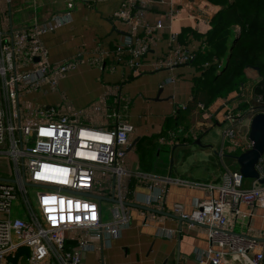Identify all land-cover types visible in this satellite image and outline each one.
<instances>
[{
	"label": "crops",
	"instance_id": "0c3cea01",
	"mask_svg": "<svg viewBox=\"0 0 264 264\" xmlns=\"http://www.w3.org/2000/svg\"><path fill=\"white\" fill-rule=\"evenodd\" d=\"M68 1L73 7L67 8ZM216 8L208 0H0L2 34L29 20L45 21L52 12H68L69 22L42 33L40 39L47 47L50 62L70 57L77 50H82L85 57L82 64L61 76L55 87L44 83L37 90L20 91L23 116L38 108L54 107L90 125L131 123L124 162L130 169L157 175L130 177L126 198L134 204L130 205L128 224L120 235L96 241L95 247L82 251L80 264H198L194 249L208 247L205 225L181 220L183 216L173 212V203H182L184 212L190 213L201 200L217 193L221 174L231 168L224 162L229 155L220 153L224 149L222 136L220 143L210 128L224 122L223 100H229L236 111H241L243 103L251 105V96L255 99L260 94H251L260 75L254 67H246L245 78L236 90L205 104L203 92L193 96V77L201 70L191 61L158 67L154 62L168 54L169 31L180 32L188 27L183 44L197 48L200 41L192 31L204 33L209 29ZM122 9L128 13L127 19L117 15ZM158 19L162 21L160 27L155 26ZM132 26L134 34L148 43L146 53L115 54V42ZM129 60L138 64L131 65ZM180 110L184 112L183 122L177 117ZM250 118L246 114L235 123L241 140L248 139ZM224 125H219L218 134ZM139 144L152 147L148 168L142 167ZM213 156L218 163L210 160ZM236 168L239 164L234 165ZM167 175L177 180H164ZM256 182L255 178L245 181L246 185ZM161 188L163 203H147V196ZM239 207L246 214L239 217V230H232L264 238V208L245 202ZM161 227L172 229L171 234H157ZM254 250L264 251V242L258 240Z\"/></svg>",
	"mask_w": 264,
	"mask_h": 264
},
{
	"label": "built area",
	"instance_id": "2783aa9c",
	"mask_svg": "<svg viewBox=\"0 0 264 264\" xmlns=\"http://www.w3.org/2000/svg\"><path fill=\"white\" fill-rule=\"evenodd\" d=\"M66 6L73 7V2L68 1ZM117 15L129 17L124 9ZM70 20L68 12H52L45 21L0 32V214L5 215H0V264H20V256L13 258L22 247L34 264H80L82 251L95 247L96 241L105 242L120 235L128 224L130 205L123 200L130 192V177L157 176L130 169L124 162L133 130L131 123L90 125L54 107L38 108L23 116L20 91L37 90L44 83L55 87L61 76L85 61L83 51L77 50L70 57L50 62L47 47L40 39L42 33ZM161 25L158 19L155 26ZM133 28L115 42V54L146 53L148 43L137 37ZM167 40L168 54L154 62L156 67L192 60L198 47L179 42L176 31H169ZM99 54L104 55V51ZM223 60L214 58L213 62L220 67ZM137 62L129 60L131 65ZM255 101L249 109L236 111L229 100H223L226 123L221 136L223 142L228 141V149L240 147L243 151L250 147L249 139L241 140L236 134L235 123L246 114L264 111V94L255 95ZM197 105L204 107L202 102ZM258 168L264 175L260 162ZM163 178L177 180L169 175ZM243 178L239 168H227L216 186L217 193L201 200L190 213L184 212L182 203H173L174 213L205 225L209 245L194 249L198 264H264V251L254 250L258 240L229 228L233 219L246 214L239 207L241 202L264 208V183L255 179L252 186L243 187ZM27 185L36 188L34 201ZM93 193L106 198L97 199ZM111 196L118 201L111 207V219L103 220L101 200ZM13 199L23 206L20 215L11 216ZM163 199L161 188L148 195L146 201L163 203ZM171 232L164 227L157 230L159 235Z\"/></svg>",
	"mask_w": 264,
	"mask_h": 264
},
{
	"label": "trees",
	"instance_id": "16d2710c",
	"mask_svg": "<svg viewBox=\"0 0 264 264\" xmlns=\"http://www.w3.org/2000/svg\"><path fill=\"white\" fill-rule=\"evenodd\" d=\"M217 5L210 19V28L204 33L192 34L200 41L191 63L200 69V74L193 77V96L198 91L205 94L204 103L208 104L215 97H225L236 90L245 78L246 67L257 66L261 81H264V0H208ZM238 26V29L235 28ZM178 32V40L186 43L185 31ZM235 40L231 47V38ZM203 45V47L201 46ZM226 67L218 74L213 59L227 57ZM208 61L209 65L202 64ZM172 117V116H171ZM179 121L183 122L184 112L178 113ZM165 133V130L161 132ZM139 158L143 168L150 165L152 147L138 146ZM264 174V153L260 161ZM21 252H27L22 247L13 258L16 260Z\"/></svg>",
	"mask_w": 264,
	"mask_h": 264
},
{
	"label": "water",
	"instance_id": "95a60500",
	"mask_svg": "<svg viewBox=\"0 0 264 264\" xmlns=\"http://www.w3.org/2000/svg\"><path fill=\"white\" fill-rule=\"evenodd\" d=\"M234 36L231 38V47L234 43ZM35 60L38 59L37 56L34 57ZM228 60V55L225 57L223 60V63L217 70V73H220L227 64ZM254 68L257 69V66H254ZM248 139L251 142V145L249 148L241 151L240 153L234 155L235 159L237 160L239 164V170L242 173L244 177H252L255 178L259 183H264V175H261L260 170L258 168L259 162L262 159V155L264 153V111L262 110H257L250 118V123H249V129H248ZM135 141L133 140L130 143V146L134 143ZM196 142H199V139H196ZM2 178V177H1ZM97 199H102L106 198L100 194L93 193L91 194ZM110 201L117 202L118 200L111 196L109 197ZM125 204L128 205H133V202H130L128 200H123ZM181 220H189L185 217H180ZM257 240H262L264 242V238L257 237ZM235 264H240L239 262Z\"/></svg>",
	"mask_w": 264,
	"mask_h": 264
},
{
	"label": "rangeland",
	"instance_id": "374dc122",
	"mask_svg": "<svg viewBox=\"0 0 264 264\" xmlns=\"http://www.w3.org/2000/svg\"><path fill=\"white\" fill-rule=\"evenodd\" d=\"M28 23L27 24H22L20 26H24V25H28L30 24L31 20L27 21ZM260 93V94H264V81H261V79L259 81H257L253 87H252V91H251V94H254V93ZM255 99L253 96H251V105H255ZM249 103L246 102V103H243L242 105L239 106V108L241 110H245L249 107ZM249 109V108H248ZM246 120V119H245ZM220 126L224 125V122H221V124H217V125H214L213 127H211L210 129H213V131L216 133V136H215V140L217 139V141H219L221 143V134L219 132L218 134V130L220 129ZM209 129V130H210ZM235 131H236V134L238 135V130L237 128H235ZM227 145H228V141H224V154L226 155H229V156H223L224 157V162L228 165L229 168L233 169L234 168V165H237V160L234 158V155L238 154L241 152V148L240 147H237L235 149H228L227 148ZM210 160H212V162H216L218 163V159L213 156L210 158ZM232 162L234 164H232ZM209 167L212 168L213 165L212 163L209 164ZM238 167V166H237ZM254 178L252 177H244L243 178V181H242V186L243 187H249V186H252L251 185H246L245 181L246 180H249L250 182L253 180ZM30 196L32 197V200L34 201V191H35V187L34 186H31V185H27L26 186ZM113 201H110V200H101V210H102V219L103 220H109L111 219L112 215H111V207L113 205ZM23 210V206L21 205L20 201L17 199H13L12 201V204H11V216H15V215H20L21 212ZM1 216H5L4 214H0ZM240 216H238L236 219H233L232 220V223L231 225H229V228H232L233 230L235 231H238L239 230V218ZM18 256H20L19 260H20V264H34L32 263L29 259H28V253L27 252H21Z\"/></svg>",
	"mask_w": 264,
	"mask_h": 264
},
{
	"label": "snow or ice",
	"instance_id": "6c2138e0",
	"mask_svg": "<svg viewBox=\"0 0 264 264\" xmlns=\"http://www.w3.org/2000/svg\"><path fill=\"white\" fill-rule=\"evenodd\" d=\"M48 201H45V203H47Z\"/></svg>",
	"mask_w": 264,
	"mask_h": 264
}]
</instances>
